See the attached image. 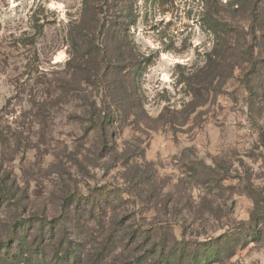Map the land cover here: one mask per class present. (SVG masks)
I'll return each instance as SVG.
<instances>
[{
  "label": "rangeland",
  "instance_id": "1",
  "mask_svg": "<svg viewBox=\"0 0 264 264\" xmlns=\"http://www.w3.org/2000/svg\"><path fill=\"white\" fill-rule=\"evenodd\" d=\"M0 264H264V0H0Z\"/></svg>",
  "mask_w": 264,
  "mask_h": 264
},
{
  "label": "trees",
  "instance_id": "2",
  "mask_svg": "<svg viewBox=\"0 0 264 264\" xmlns=\"http://www.w3.org/2000/svg\"><path fill=\"white\" fill-rule=\"evenodd\" d=\"M105 124H104V127L106 126H109L110 125V122H111V120L108 118V117H105Z\"/></svg>",
  "mask_w": 264,
  "mask_h": 264
}]
</instances>
